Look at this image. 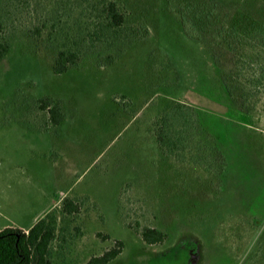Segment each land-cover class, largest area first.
Returning <instances> with one entry per match:
<instances>
[{"label": "rangeland", "instance_id": "obj_1", "mask_svg": "<svg viewBox=\"0 0 264 264\" xmlns=\"http://www.w3.org/2000/svg\"><path fill=\"white\" fill-rule=\"evenodd\" d=\"M115 1L130 25L144 26L118 57L55 75L42 31L16 34L0 62V230H27L63 198L87 197L51 264H86L116 242L109 264H264V74L246 71L256 74L255 107L238 112L219 78V69L232 77L233 54L217 53V68L163 0ZM253 4L240 9L264 26V0ZM44 96L61 103L57 127L27 104ZM175 102L197 110L226 161L225 181L189 153L178 161L159 151L152 124ZM144 227L166 240L145 244L134 231Z\"/></svg>", "mask_w": 264, "mask_h": 264}, {"label": "trees", "instance_id": "obj_2", "mask_svg": "<svg viewBox=\"0 0 264 264\" xmlns=\"http://www.w3.org/2000/svg\"><path fill=\"white\" fill-rule=\"evenodd\" d=\"M244 1L163 0L162 4L171 13H176L188 38L207 45L217 68V53L225 50L233 54L236 60L230 72L232 77L219 69V78L234 108L249 114L255 107L256 90L252 89L256 88L257 80L256 74L246 77L245 73H255L252 68L255 66L260 69V75L264 74V55L261 53L264 51V26H258L254 11L240 9ZM46 2L0 1V62L13 48L16 34L28 32L30 37L38 39L45 31L46 43L52 50V71L61 75L87 60L107 61L118 57L144 31L142 23H128V14L115 0H58L48 12L44 8ZM254 2L248 0L250 9H253ZM255 49L260 53L254 55ZM241 52L247 56L242 57ZM27 104L45 113L47 124L57 127L62 122L60 101L44 96L27 100ZM152 126L156 145L163 156L184 161L185 154L189 153L193 163L225 181L227 165L224 156L214 138L210 139L204 133L195 108L175 102L154 119ZM87 200V197L81 200L63 198L58 209L47 212L26 231L0 230V264H51L56 243L60 248L67 237L68 226L80 214ZM59 223L63 225L60 228ZM134 231L150 246L161 245L166 240L163 233L153 228ZM121 250V242H116L113 248L91 257L86 264H109Z\"/></svg>", "mask_w": 264, "mask_h": 264}, {"label": "crops", "instance_id": "obj_3", "mask_svg": "<svg viewBox=\"0 0 264 264\" xmlns=\"http://www.w3.org/2000/svg\"><path fill=\"white\" fill-rule=\"evenodd\" d=\"M23 231H26V230H23Z\"/></svg>", "mask_w": 264, "mask_h": 264}]
</instances>
